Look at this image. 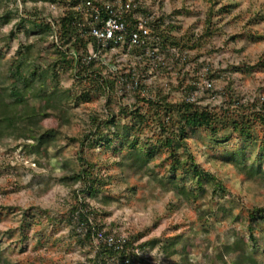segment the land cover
<instances>
[{
    "label": "rangeland",
    "instance_id": "rangeland-1",
    "mask_svg": "<svg viewBox=\"0 0 264 264\" xmlns=\"http://www.w3.org/2000/svg\"><path fill=\"white\" fill-rule=\"evenodd\" d=\"M214 1H142L147 11L141 13L173 22L175 35L201 34L213 5L216 14L211 27L216 33L199 48L171 56L170 60L180 61L179 66H169V52L159 47L161 66L153 68L146 60L137 62L134 66H141L146 88L140 90L141 95H156L161 89L168 100L180 102L186 97L187 86L196 82L201 107L221 105L225 86L244 100L264 98V68L257 65L264 58V0ZM224 5H231L229 11H220ZM61 10L60 4L44 1L0 0V52L4 55L0 84L11 86L14 82L10 66L19 48H30L27 73L35 67L47 71L59 58L42 27L29 21L39 24ZM21 19H25L22 28L18 25ZM208 73L216 76L208 78ZM44 76L51 83V73ZM204 79L212 80L211 90L202 89ZM74 81L72 73H62L51 102L36 90L27 91L24 101L13 109L19 114L16 126L0 130V264H104L97 257L105 242H97L95 235L87 238L85 225L72 217L78 205L74 192L80 184L61 182L63 176L80 168V156L95 162L109 178L106 191L87 199L95 212L90 222L97 223L100 232L112 235L116 245L133 241L135 255L130 264H233L242 254L248 256L243 264H264V221L252 223L249 216L254 208L264 209L262 126L253 128L256 139L248 141L231 134L229 140L217 142L202 129L190 130V151L216 176L223 190L207 182L201 189L191 174L181 171L176 185L166 154L145 165L127 148L116 153L104 145L90 147L87 141L82 145V139L94 130L95 116L105 119L113 110L122 124L126 122L121 108L132 106L137 93L130 86L126 91L118 90L109 102L99 92L78 102L61 93L76 89ZM26 114H36L35 125L27 124ZM24 127L36 134L53 130L56 137L38 148L33 137L22 133ZM152 133L149 129L146 135ZM224 134L230 131L224 129L220 140ZM256 166H261V172L255 171ZM152 240L157 243L141 247ZM108 263L123 264L120 258L108 259Z\"/></svg>",
    "mask_w": 264,
    "mask_h": 264
},
{
    "label": "trees",
    "instance_id": "trees-1",
    "mask_svg": "<svg viewBox=\"0 0 264 264\" xmlns=\"http://www.w3.org/2000/svg\"><path fill=\"white\" fill-rule=\"evenodd\" d=\"M26 3L30 0H21ZM50 2L53 4H65V0H35ZM73 4H77L78 0H73ZM112 1V0H111ZM215 0L213 4H216ZM100 5V1H97ZM209 10L207 16V26L201 34L184 33L175 35L177 30L176 24L166 22V18L159 16L154 18L149 25L152 27L153 35L157 37L150 45L159 48L169 49V66L176 64L179 66V60H170L175 54H183L189 49L199 48L201 43L213 36L216 30L211 27V22L215 16L214 6ZM231 5H224L220 11H229ZM139 11L146 12L143 4ZM103 13L106 11L103 9ZM86 11L78 10L72 6L65 8L54 16H47L38 24L36 20L29 21L31 24L41 26V31H45L50 38V45L59 55V58L51 65L47 71H40L35 67L27 73L26 66L30 60L29 47L25 49L19 48L16 57L11 64L10 72L14 78L11 86H3L0 84V130H11L16 126V119L19 114H15L13 109L24 101V94L27 91L36 90L40 96L48 97L47 101H52V96L56 90L55 86L59 84V77L64 72L72 73L74 76V88H67L62 95L67 98L74 97L78 102L88 101L90 96L101 93L107 97L108 102L112 101V95L118 94V90L126 91L127 87H132L137 93V101L132 105L122 106L121 111L126 113L127 121L123 124L120 118L113 110L108 111L105 119L95 116L94 130L90 131L81 143L84 146L87 141L90 147L104 145L112 149L114 152H120L127 148L130 153L134 154L135 160L142 164H149L156 157L166 154V160L169 161V173L172 180L176 184L177 173L191 174L197 181L200 188L203 189V183L216 184L219 189L223 190L220 182H216V176L205 170L195 159L194 154L188 147L189 131L202 129L212 136L217 142H225L231 138V134L237 135L240 139L252 140L253 128L256 125L264 128V98L244 100V96L238 94L230 86H225L221 91L222 104L216 108L201 107L197 100L192 101L189 96L198 90L197 83H191L187 86L186 97L180 102L168 100V96L164 90H159L156 95H141L140 90L146 89L143 86V78H141L142 68H136L131 62L124 68L116 70H107L104 72V66L97 64L95 61L86 62L83 57L87 54L89 45L92 43L97 49L101 46L96 39L88 35L83 28L85 23ZM31 19V17H29ZM7 21H10L8 19ZM25 19H21L18 23L19 27H24ZM84 29V30H82ZM140 52L139 63L150 58L145 54L143 48H136ZM4 57L0 52V62ZM174 61V63H173ZM151 64V63H150ZM162 65V63H161ZM160 65V66H161ZM259 67L264 68V58L257 62ZM247 69H253V66H246ZM128 69V72L124 70ZM183 66H180L179 73H182ZM170 71V70H169ZM50 72L52 75L51 83L45 80V73ZM184 75V73H183ZM208 78L216 76L208 73ZM184 79L182 80V82ZM38 83V84H37ZM54 84V87H52ZM78 84V85H77ZM52 88L50 92L48 89ZM207 90H211L208 89ZM59 94V91H57ZM8 97L13 99L15 103L8 101ZM135 97V98H136ZM23 118L24 116L21 115ZM30 126L35 125L34 117L36 114L25 116ZM121 126V129H119ZM152 130L151 136H147V130ZM224 129L230 131L229 135L223 136L220 140V134ZM121 130V131H120ZM29 137H33L37 142V147L48 145L56 137V132L47 130L40 134H36L33 129L24 127L23 132ZM145 137V138H143ZM131 138V140H130ZM264 143V138L263 142ZM183 152H180V150ZM183 155L186 157L183 158ZM81 166L69 175L63 176L61 182L66 185L80 184V188L74 192L78 199V205L72 210V217L78 223L85 225V235L91 239L100 230L97 223L90 222V215L94 214V208H91L87 199L96 198L102 192L106 191V185L109 184L108 176L101 173L96 168L95 162H90L87 158L80 156ZM256 172H261V166L254 168ZM252 169V170H254ZM178 184V182H177ZM176 184V185H177ZM189 193V192H184ZM252 223L264 221V209L254 208L250 213ZM98 228V229H97ZM253 229V224L251 226ZM250 237L254 239V234ZM157 240H152L143 244L154 245ZM135 246L133 241L125 240L122 246L108 245L104 243V250L98 255L99 261L109 264L108 259H118L123 264H130L133 260ZM248 256L240 255V258L233 264L245 263Z\"/></svg>",
    "mask_w": 264,
    "mask_h": 264
},
{
    "label": "built area",
    "instance_id": "built-area-1",
    "mask_svg": "<svg viewBox=\"0 0 264 264\" xmlns=\"http://www.w3.org/2000/svg\"><path fill=\"white\" fill-rule=\"evenodd\" d=\"M67 3L60 5L63 11L72 6L78 10H85L86 17L83 28L85 32L94 37L100 44L97 49L92 43L87 54L83 57L86 62L95 61L107 70H116L126 67L130 62L135 65L141 54L136 53V48H143L150 58L153 68H158L162 63L161 53L157 46L150 43L156 39L149 22L154 20V14H142L139 9L143 0H65ZM100 1V5L97 3ZM103 9L106 13H103ZM84 30V29H82ZM169 51V49H168ZM125 72L128 69L124 70ZM214 84L210 79L202 81V89H212ZM198 90L189 96L192 101L197 100ZM97 242L115 245L112 235L99 231L96 235ZM122 246V245H119Z\"/></svg>",
    "mask_w": 264,
    "mask_h": 264
}]
</instances>
